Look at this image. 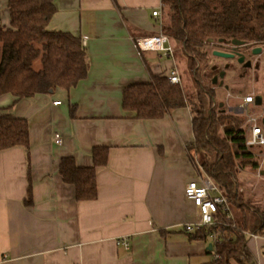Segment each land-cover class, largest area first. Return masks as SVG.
<instances>
[{"label":"crops","instance_id":"1","mask_svg":"<svg viewBox=\"0 0 264 264\" xmlns=\"http://www.w3.org/2000/svg\"><path fill=\"white\" fill-rule=\"evenodd\" d=\"M164 1L55 0L47 30L82 39L88 75L70 90L16 103L0 97V114L27 120L30 137L29 151H0V264H211L213 239L194 240L186 229L199 214L185 188L208 178L189 149L190 109L137 119L122 104L127 87L178 69L174 45L170 57L135 46L163 33ZM10 22L8 1L0 0V25ZM96 147L108 149L107 164L96 169L98 196L78 201L59 166L73 158L93 167ZM246 239L252 264H264V236Z\"/></svg>","mask_w":264,"mask_h":264},{"label":"trees","instance_id":"2","mask_svg":"<svg viewBox=\"0 0 264 264\" xmlns=\"http://www.w3.org/2000/svg\"><path fill=\"white\" fill-rule=\"evenodd\" d=\"M7 1L11 22L9 27L0 25V97L11 94L16 103L57 88L70 90L86 79L82 39L47 30L56 13L55 0ZM163 5L162 32L186 58L194 92L188 94L168 77L154 75L152 82L124 90L123 109L137 119H161L175 109H190L194 143L189 149L195 152V166L227 198L232 213L231 220L220 214L217 224L196 227L190 236L194 240L216 236L211 264H252L245 233L264 236V209L244 199L239 176L244 170H256L258 163L246 146L240 119L217 107L213 74H202L199 64H207L205 48L211 44L264 43V0H165ZM18 146L29 151L27 120L0 114V151ZM93 160L90 168L78 167L73 158L60 163L59 173L75 187L78 201L97 198L96 169L107 164L108 149L94 148ZM31 198L30 185L28 201Z\"/></svg>","mask_w":264,"mask_h":264},{"label":"built area","instance_id":"3","mask_svg":"<svg viewBox=\"0 0 264 264\" xmlns=\"http://www.w3.org/2000/svg\"><path fill=\"white\" fill-rule=\"evenodd\" d=\"M161 9L153 12L154 17L162 15ZM135 46L138 52H157L164 57H170L174 54V47L170 38L161 33L157 36H149L139 38L135 41ZM171 84H179L181 81L179 70L174 67L169 76ZM60 102H57L59 104ZM254 104V96L249 95L243 97V102L236 108L238 113L244 114L249 110V106ZM246 146L252 148H264V130L258 124L257 119L249 118V128L246 130ZM56 143H61V137L55 136ZM185 198L190 201L197 209L199 221L194 225H188V231L196 227L213 226L218 223V215L224 216L226 220L232 219V213L229 208V203L218 188L211 182L209 178H203L200 181H191L185 188ZM245 236L250 239L258 238L259 235L245 233ZM214 241L217 240L215 235H212ZM126 249H129L130 244L127 240L120 241Z\"/></svg>","mask_w":264,"mask_h":264},{"label":"rangeland","instance_id":"4","mask_svg":"<svg viewBox=\"0 0 264 264\" xmlns=\"http://www.w3.org/2000/svg\"><path fill=\"white\" fill-rule=\"evenodd\" d=\"M228 47L224 45H208L205 50L208 52V62L205 66L199 64V68L202 74L211 75L214 72L219 71V69L223 66L224 62L227 61L225 58H221L218 56H214L213 52L215 51H225ZM176 58L178 61V70L180 73V85L184 88L185 92L191 94L194 92V81L191 74L188 71V63L186 58L182 55V53L177 49ZM261 58V57H260ZM241 67L237 63H235L234 69L232 72H229L226 79L222 80L220 83V87L217 86L216 91V105L220 110L224 111L226 115L235 116L239 118L241 121V128L248 130L249 128V118L253 117L257 119L258 124L263 128V109L257 107L252 104L249 106V110L247 113L241 114L236 111V108L243 102V97L253 95L251 88L245 90L242 95H235L234 98L228 99L226 97L227 92L224 90L225 85L232 86L234 84L239 85L240 82L237 80L238 70ZM250 77H252L253 71L247 70ZM264 79V74L260 72L259 78V87L263 90L262 81ZM210 80V76H209ZM208 80V81H209ZM207 82V81H206ZM222 105V107H220ZM230 108L233 111H230ZM220 134H223L222 129L220 130ZM253 152L256 161L258 163V167L256 170H244L239 176L240 182V193L244 197L246 201H248L251 205L260 207L264 209V148H252L249 149Z\"/></svg>","mask_w":264,"mask_h":264},{"label":"flooded vegetation","instance_id":"5","mask_svg":"<svg viewBox=\"0 0 264 264\" xmlns=\"http://www.w3.org/2000/svg\"><path fill=\"white\" fill-rule=\"evenodd\" d=\"M220 44L228 47L225 51L220 52L233 54L234 57L226 59L227 61L224 62L223 66L219 69V71L214 72L212 76V83L215 78H217V80L216 84H213V89L216 90L217 86L220 87V83H222L221 81L226 79L228 73L233 71L235 63H237L239 67H241L240 70H238L239 72L237 74V80L240 82V84H234L232 86L225 85L224 90L227 92L226 97L230 99L234 98L235 95L240 96L249 87L251 88L254 96V105L262 108L264 114V88L262 90L259 87L260 72L264 74V43H246L238 49H233L234 45L232 44V42H225ZM241 57H244L243 63H239V59ZM247 63H250L251 66L246 67ZM247 70L253 71L252 77L249 76ZM221 73H224L223 78L220 77ZM262 85L264 87V79L262 81ZM220 107H222V105H220ZM230 111H233V109L230 108ZM222 113L225 114V110L222 111Z\"/></svg>","mask_w":264,"mask_h":264},{"label":"water","instance_id":"6","mask_svg":"<svg viewBox=\"0 0 264 264\" xmlns=\"http://www.w3.org/2000/svg\"><path fill=\"white\" fill-rule=\"evenodd\" d=\"M232 44L234 45L233 49H238L239 47L244 45L243 42H239V41H233ZM213 54H214V56H218V57L225 58V59H230V58L234 57L233 54L226 53V52H220V51H215V52H213ZM243 62H244V57H241L239 59V63H243ZM250 66H251L250 63L246 64V67H250ZM220 77L223 78L224 77V73H221ZM216 80H217V78L214 79L213 84H216ZM262 123L264 125V120L262 121ZM210 249H212V246H210Z\"/></svg>","mask_w":264,"mask_h":264}]
</instances>
